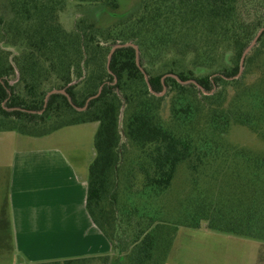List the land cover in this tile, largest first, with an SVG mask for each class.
I'll return each mask as SVG.
<instances>
[{
  "label": "trees",
  "instance_id": "obj_1",
  "mask_svg": "<svg viewBox=\"0 0 264 264\" xmlns=\"http://www.w3.org/2000/svg\"><path fill=\"white\" fill-rule=\"evenodd\" d=\"M136 2L134 12L119 15V0H77L109 9L113 21L101 27L84 15L68 31L59 20L67 0H0V131L43 137L98 123L86 209L117 254L114 264H164L177 228L201 222L264 241V153L227 140L234 125L264 139V72L250 73L264 49V0ZM126 43L137 47L138 64L133 47L109 59ZM54 90L72 104L62 93L47 97ZM129 147L141 184L129 168L121 187ZM185 162L195 173L216 165L210 177L220 188L209 196L201 190L204 200L198 194L185 222L173 223L162 201Z\"/></svg>",
  "mask_w": 264,
  "mask_h": 264
},
{
  "label": "crops",
  "instance_id": "obj_2",
  "mask_svg": "<svg viewBox=\"0 0 264 264\" xmlns=\"http://www.w3.org/2000/svg\"><path fill=\"white\" fill-rule=\"evenodd\" d=\"M97 128L85 123L43 137L0 131V264L113 254L86 209ZM164 264H264V241L206 222L179 226Z\"/></svg>",
  "mask_w": 264,
  "mask_h": 264
},
{
  "label": "rangeland",
  "instance_id": "obj_3",
  "mask_svg": "<svg viewBox=\"0 0 264 264\" xmlns=\"http://www.w3.org/2000/svg\"><path fill=\"white\" fill-rule=\"evenodd\" d=\"M137 7L138 4L136 0H119V9L116 11V13H118L119 15L129 14L134 12ZM84 15H86V17L91 21L96 22V24L101 27H107L113 21V19L111 18V11L109 9H106L102 6L79 7L77 0H67V4L65 6V9L60 14L59 20L61 25L66 30L70 31L72 30L75 21ZM263 72L264 49L262 53L255 58L253 66L250 70L253 79H255L259 75V73L262 74ZM162 115L163 120L168 122L169 110L166 105ZM123 120V115L121 113V126L123 124ZM227 140L233 145L245 147L254 152L264 153V139L245 127L238 125L232 126L228 132ZM136 158V149L129 147L126 151V154L123 156V161L120 166L121 187H123V185H125L126 183V178L129 175V168L132 170L130 172V175H136L137 186L141 184V175L139 173V168L137 167V165H135V163L132 162L133 159ZM215 167L216 165H211L205 168H199V173L193 172L190 169L188 162H185L178 167L171 188L162 201L164 204V214L167 216H165V220L172 219L173 223L185 222L184 220L186 218H181L185 214L184 212L186 210L189 209V211H191L193 209V204H190V202L192 203V201H194L198 197V194L201 201L204 200L202 198V195L200 194L201 190L205 192L206 196L216 194L217 188H220V183L214 184L212 180L213 178L210 177L217 175V173L215 172ZM195 180L197 181V185L195 183ZM216 184H218V186ZM111 258L112 264H114L115 261L113 260L117 258V254L111 255ZM89 264H104V262L100 260H94Z\"/></svg>",
  "mask_w": 264,
  "mask_h": 264
},
{
  "label": "water",
  "instance_id": "obj_4",
  "mask_svg": "<svg viewBox=\"0 0 264 264\" xmlns=\"http://www.w3.org/2000/svg\"><path fill=\"white\" fill-rule=\"evenodd\" d=\"M261 33V32H260ZM260 33L258 34V36L260 35ZM258 36L256 37V39L254 40V42L244 51V53H243V56H242V58H241V64H240V73L242 72V69H243V63H244V58H245V56H246V54L249 52V50L251 49V47L255 44V42H256V40H257V38H258ZM123 47H133L134 49H135V51H136V57H137V64H138V49H137V47L135 46V45H133V44H131V43H126V44H117V45H115L112 49H111V52H110V55H109V59H110V57H111V55L113 54V52L116 50V49H119V48H123ZM172 78H175L179 83H181V84H188V83H193V84H196L194 81H181L177 76H174V75H170ZM145 80L147 81V76L145 75ZM101 90V89H100ZM100 90H99V92H98V94L100 93ZM55 93H62V94H64L67 98H68V101L70 102V104H72L71 103V100H70V98L68 97V95L65 93V91H57V90H54V91H51L48 95H47V97L48 96H50V95H52V94H55ZM98 94L96 95V96H94V97H92V98H90V99H88V101L87 102H89L91 99H93V98H96L97 96H98Z\"/></svg>",
  "mask_w": 264,
  "mask_h": 264
}]
</instances>
